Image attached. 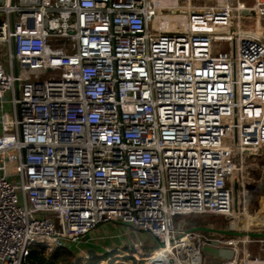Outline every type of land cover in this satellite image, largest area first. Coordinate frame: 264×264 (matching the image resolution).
I'll list each match as a JSON object with an SVG mask.
<instances>
[{"label":"built area","instance_id":"2783aa9c","mask_svg":"<svg viewBox=\"0 0 264 264\" xmlns=\"http://www.w3.org/2000/svg\"><path fill=\"white\" fill-rule=\"evenodd\" d=\"M0 12V264L111 237L107 223L184 264H264V237L174 225L233 219L235 185L243 215L251 170L264 175V0H0ZM168 14L180 21L163 26Z\"/></svg>","mask_w":264,"mask_h":264},{"label":"rangeland","instance_id":"374dc122","mask_svg":"<svg viewBox=\"0 0 264 264\" xmlns=\"http://www.w3.org/2000/svg\"><path fill=\"white\" fill-rule=\"evenodd\" d=\"M4 16L0 12V19ZM264 25V24H263ZM67 52H71V49H66ZM3 60H7V49L3 47ZM264 162V157L261 159ZM250 175L255 179V181H250L248 185V194L246 195V206L247 210L243 212V201L242 193L238 191L235 185V206L236 214L233 219H229L222 216H214L210 214L198 215V214H187V215H177L174 217V225L178 230H187L198 225H207L214 224L215 226L226 227L232 224V227L238 229L239 227L246 228L248 224V230L250 231H262L264 230V175L261 173L260 169H252ZM235 184V178H233ZM261 216L262 220L253 221L252 223H247V221H252L254 217ZM181 223V224H180ZM246 224V225H245ZM107 228L110 231L111 237L105 239H99L90 243H80L74 245L78 253V256L83 258V261H93L91 257L98 260L94 264H101V260H105V264H116L117 261L123 260L125 262H130L131 264H143L145 262L144 257L148 256L151 253L152 249H155L158 246L156 239H154L149 233L136 231L128 227V229L119 228V224L116 223H107ZM143 242L141 246V251L132 256L131 253L134 251L133 243L134 242ZM250 250L254 253L257 251L256 245L248 244ZM108 249L112 251L108 252ZM94 249L95 253L90 252L92 256L84 257V253H89L90 249ZM159 249L154 250L152 262H160V264H169V260H160L158 258ZM50 251L46 252L49 253ZM153 252V251H152ZM126 253V254H125ZM264 254V253H263ZM96 260V259H94Z\"/></svg>","mask_w":264,"mask_h":264},{"label":"trees","instance_id":"16d2710c","mask_svg":"<svg viewBox=\"0 0 264 264\" xmlns=\"http://www.w3.org/2000/svg\"><path fill=\"white\" fill-rule=\"evenodd\" d=\"M92 250L95 253V250L93 248L90 249V251ZM153 253H154V249H152L151 253L144 258L145 262L143 264H160V262L157 263L152 262L154 261L152 258ZM94 257H91L93 261L91 260L83 261L84 259L78 256L75 246L72 244L66 247L53 249L49 253H46V251L43 248H33L31 249L29 259L32 264H94L99 258L98 256H96V258ZM101 264H105V261L101 262ZM116 264H131V263L120 260L117 261Z\"/></svg>","mask_w":264,"mask_h":264},{"label":"water","instance_id":"95a60500","mask_svg":"<svg viewBox=\"0 0 264 264\" xmlns=\"http://www.w3.org/2000/svg\"><path fill=\"white\" fill-rule=\"evenodd\" d=\"M11 2H13V0H11ZM10 22H11V30H12V24H13V15L12 14L10 16ZM12 41H13V37H12ZM190 230H199V231H205V232L211 231V232H217V233H222V234L231 235V236L247 235L249 237H264V231L245 232V231H236V230H232V229L212 228V227L203 226V225L192 227V228H190ZM203 251H205V252H216L214 249H212L208 246L204 247ZM90 252L94 253L93 250Z\"/></svg>","mask_w":264,"mask_h":264},{"label":"bare ground","instance_id":"6f19581e","mask_svg":"<svg viewBox=\"0 0 264 264\" xmlns=\"http://www.w3.org/2000/svg\"><path fill=\"white\" fill-rule=\"evenodd\" d=\"M172 12L175 13L177 11H172ZM171 21H180V18L178 16H176V15H171V14L165 15L164 18L162 19L163 26H165V27L171 26L172 25ZM242 209L244 210V208H242ZM236 210H237L236 206L234 205V209H233V214L234 215L236 214ZM259 220H262V219H257V220H253V221H257L258 222ZM253 221H247V223L250 224ZM230 226L232 227L231 222H230ZM246 226H248V224ZM158 251H159L158 258L160 260H165V261L169 260L170 264H184V263H181L180 261H178L177 258H174L173 255H171L172 250H171V248L169 246L161 248ZM190 264H193V263H190Z\"/></svg>","mask_w":264,"mask_h":264},{"label":"crops","instance_id":"0c3cea01","mask_svg":"<svg viewBox=\"0 0 264 264\" xmlns=\"http://www.w3.org/2000/svg\"><path fill=\"white\" fill-rule=\"evenodd\" d=\"M257 219H262V218H261V216H256V218L254 217L253 220H257ZM253 220H252V221H253ZM104 232H105V233H108V234L110 233V231H109V229L107 228V226L104 227ZM101 261L104 262L105 260H101Z\"/></svg>","mask_w":264,"mask_h":264}]
</instances>
